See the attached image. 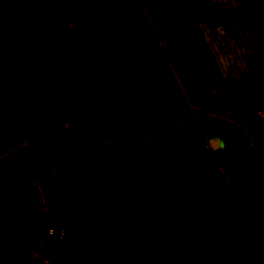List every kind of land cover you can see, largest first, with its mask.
Returning a JSON list of instances; mask_svg holds the SVG:
<instances>
[{
	"label": "rangeland",
	"instance_id": "rangeland-1",
	"mask_svg": "<svg viewBox=\"0 0 264 264\" xmlns=\"http://www.w3.org/2000/svg\"><path fill=\"white\" fill-rule=\"evenodd\" d=\"M241 1L0 0V59L81 46L105 84L3 109L0 264H264V9Z\"/></svg>",
	"mask_w": 264,
	"mask_h": 264
},
{
	"label": "trees",
	"instance_id": "trees-1",
	"mask_svg": "<svg viewBox=\"0 0 264 264\" xmlns=\"http://www.w3.org/2000/svg\"><path fill=\"white\" fill-rule=\"evenodd\" d=\"M151 0H138L141 6ZM247 13L263 11L264 0H243ZM263 13V12H262ZM264 24V17H262ZM0 76L16 119L48 111L105 90L81 46L0 59ZM67 153V143L62 144Z\"/></svg>",
	"mask_w": 264,
	"mask_h": 264
},
{
	"label": "crops",
	"instance_id": "crops-1",
	"mask_svg": "<svg viewBox=\"0 0 264 264\" xmlns=\"http://www.w3.org/2000/svg\"><path fill=\"white\" fill-rule=\"evenodd\" d=\"M152 1V0H151ZM150 1V2H151ZM174 1V0H173ZM149 2V3H150ZM172 2V1H171ZM242 2V1H241ZM240 2V3H241ZM145 6H147V5H145ZM241 8V7H240ZM243 10V9H242ZM244 11V10H243ZM246 12V11H245ZM255 12H258V11H254L253 13H251V14H254ZM247 13V12H246ZM248 14H250V13H248ZM250 14V15H251ZM262 22H263V20H262ZM264 25V24H263ZM68 48V47H67ZM61 49V48H60ZM177 81V80H176ZM177 86H178V88H179V90L181 91V92H184L183 91V85H181V84H179L178 82H177ZM189 91V90H188ZM3 104V105H2ZM10 105V106H9ZM11 107V108H10ZM3 109L5 110H7V116H10V112H12L13 113V109H12V106H11V104H10V102H9V99H8V96H7V93H6V91H5V88H4V84H3V81H2V79H1V76H0V119L2 118V117H4V111H3ZM12 115V114H11ZM14 115V114H13ZM24 119V118H23Z\"/></svg>",
	"mask_w": 264,
	"mask_h": 264
},
{
	"label": "flooded vegetation",
	"instance_id": "flooded-vegetation-1",
	"mask_svg": "<svg viewBox=\"0 0 264 264\" xmlns=\"http://www.w3.org/2000/svg\"><path fill=\"white\" fill-rule=\"evenodd\" d=\"M210 139L211 140H213V141H217V142H219L220 141V139H219V135H213V136H211L210 137ZM209 139V140H210ZM192 208H190L189 206H187V208H186V213L188 212V211H190ZM194 211V210H193ZM186 213H184V217L182 218V214H181V222L183 223V224H187L188 222H191V223H194L195 222V212H194V214L193 215H189V214H186Z\"/></svg>",
	"mask_w": 264,
	"mask_h": 264
},
{
	"label": "water",
	"instance_id": "water-1",
	"mask_svg": "<svg viewBox=\"0 0 264 264\" xmlns=\"http://www.w3.org/2000/svg\"><path fill=\"white\" fill-rule=\"evenodd\" d=\"M107 64L109 63V61L106 62ZM210 141V144H212V148H215L216 145H218L219 142L217 141H213V140H209ZM181 211V214H182V218L184 217V213H186V206H182V208L180 209ZM186 214H189V215H193L194 214V211L191 209L190 211H188ZM194 225V224H193Z\"/></svg>",
	"mask_w": 264,
	"mask_h": 264
}]
</instances>
